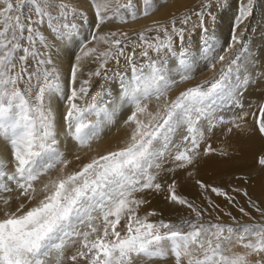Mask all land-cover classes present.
<instances>
[{
	"label": "snow or ice",
	"instance_id": "1",
	"mask_svg": "<svg viewBox=\"0 0 264 264\" xmlns=\"http://www.w3.org/2000/svg\"><path fill=\"white\" fill-rule=\"evenodd\" d=\"M232 8V0H199L196 9L170 23L154 21L130 35L111 26L152 15L156 0H90L88 10L67 0H0V136L8 138L12 154L11 161H0V264H264V223L241 224L207 195L224 197L242 217L254 220L255 211L264 219V204L247 187H232L247 198L245 207L225 189L197 179L208 203L202 207L177 193L176 179L159 182L161 172L186 170L206 159L234 164L242 153L229 150L232 137L249 131L264 137V119L258 128H247L243 102L250 88L264 86V39L258 54L251 55L256 41L248 38L258 9L264 21V0H235L229 17ZM69 15L80 23L69 21ZM225 21L228 33L221 44ZM85 25L92 29L86 41L80 39ZM218 48L224 54L216 55ZM54 50L73 61L63 85ZM173 58H178L175 65ZM201 59L215 61L209 65L213 69L221 64L218 73L170 99L174 86L193 79ZM121 61L131 71L127 81L119 72L108 75ZM85 63L96 68L80 79ZM116 76V103L131 106L125 120L132 126L128 140L66 172L71 162L55 150L54 107L66 102V135L81 146L90 144L95 133L85 131V113L101 110L96 103L101 93L91 103L78 101L88 97L93 78ZM153 99L154 110L149 107ZM259 114L264 117V103ZM217 135L227 138L226 146H213ZM45 153L54 160L41 165ZM256 164L264 169V154ZM57 166L59 174L43 182ZM236 178L252 182L250 173ZM162 191L192 218L173 223L152 219L160 215L156 211L140 215L150 203L145 195ZM217 211L236 226L205 222ZM69 248L74 251L66 254Z\"/></svg>",
	"mask_w": 264,
	"mask_h": 264
},
{
	"label": "rangeland",
	"instance_id": "2",
	"mask_svg": "<svg viewBox=\"0 0 264 264\" xmlns=\"http://www.w3.org/2000/svg\"><path fill=\"white\" fill-rule=\"evenodd\" d=\"M67 2L70 3L71 5H74V6H77L78 4H81V5H78L77 7L80 8L81 10H88L87 6H89L90 0L88 2L87 6L84 5V4L82 5V2L75 3L73 0H67ZM232 2H233V8L231 9L230 12H228V13L231 14V15L229 14V17H231L234 14V11H235V7H234L235 6V0H232ZM190 3L187 6L189 8L188 11L196 9L198 7V5H199V0H197L196 2L193 1V2H190ZM193 3H195V4H193ZM191 6H192V8H191ZM165 7L164 8L166 10H164V8L161 9L160 11L156 10L157 12L159 11V13H155L156 12L155 11L154 12L155 14L153 13L152 15H150L148 17L141 16L140 18H138L135 21H131L130 20L129 23H127V24H124V25L113 24L111 27H112L113 30H115L116 28H121L122 30L127 31V32H129L130 35H132L133 33H138L140 31H144L148 27H152L154 21H158L161 24H168V23H170V21H171V19L173 17L179 18L180 17L179 10H182L183 8H186V5L185 6L183 5L180 8H174V9L168 8L167 6H165ZM90 14L91 13L89 11V15ZM256 19H257V17H255L253 19L252 23H251L252 24L251 25V29L252 30L250 31L249 37H248L250 40H251V38L253 36V32H252L254 30L253 28H255V26H256L255 22H254V21H256ZM68 20L71 21V22L77 23V24L80 23L79 19H76L75 21H72L71 15H69ZM193 20H195V17H193ZM178 26H179V24H178ZM222 30H224V31H222V34L220 35L221 38H219L221 44H223L224 36L227 35V33H228L227 21H225V23L222 25ZM91 32H92V29L89 26L85 25L82 28V30H81L80 39L86 41L87 39L90 38ZM45 34L49 35L48 31H46ZM149 35H155V33L154 32L153 33H149ZM224 47H226V45H224ZM76 51L78 53L79 49L77 48ZM215 54L219 55V54H224V53H223L222 49L218 48L217 52ZM53 58L58 63V64H56V66L60 70L61 83L63 85L64 82H66L67 76H68V74L70 72V65H71V63L73 61L72 60H64V61L62 60L61 62H63L64 64L65 63H67V64H65V65L63 63L59 64V62L57 60V52H56V50L53 51ZM140 63H146V62L141 61ZM172 63L174 65L177 64L178 63V58H173L172 59ZM210 63H215V61H204L203 59H201V62L199 64V66L195 69V71L193 73V79H191L190 81L181 82V83L178 84V86H174L172 88V90L170 91V93H169L170 99H174L175 96L178 95V93L180 91L184 90L186 87L193 86V85H196V84H200L201 82H203L205 80H211L218 73V71H219V69L221 67V64L217 63L216 64V68L213 69V68H211L209 66ZM110 67L112 68V71H110L108 73L109 76L113 75V71L119 72L120 76L125 77L126 81L131 76L130 68H124V61H121V65H120L119 68H117L114 64L111 65ZM95 68H96L95 64H93V63H85V65H84V73L80 74L79 78L80 79H87L86 73L89 72V71H94ZM180 74H181L180 71L178 69L174 68L172 75L177 80H179ZM119 83H120V77L119 76L113 77L112 80H107V81L103 80L101 78H93L92 87L89 90L88 97L85 98V101H78V103H81L82 105L86 104V103H91V97L93 95H96L97 93H101V95L97 96V101H96V103L98 104V106L100 107L101 110L99 112H97V111H89V112L85 113L84 122L89 125V128H86L85 131L89 135H92L93 133H95V136L98 135L102 131L103 121L110 119L111 114H109L108 107L110 106V104L113 101V98H111V96L116 97L114 95L112 89H113V85L114 84L115 85H119ZM255 88H257V89H255ZM254 89L252 91L253 93L249 94V96L251 95L250 97H252V98H250L247 94H245V97H249L250 98L249 99L250 104H248V106L249 105L252 106V105L256 104L257 107H258V111H256L257 114L256 113L254 114L252 112V110L254 111V107H250L249 106L250 107L249 110L247 109V112L250 113L249 115L250 116L253 115L251 117L250 116L247 117V126H252L255 129V128H258V121L261 120V119H264V117H262L259 114V105H260V103H264V95H263L264 94L263 93L264 92V88L262 89V86H255ZM260 89H261V92H260ZM259 94H261V95H259ZM256 95H258V96H256ZM57 106L60 107V114H58V118L63 121V123L65 125V128H66V132H67L66 122L63 120V115H64V113L66 111V102L63 99H61L60 103ZM149 107H150V109H153V110L155 109L156 101L154 99L150 102ZM125 108L126 109H130V111H131V106L130 105L126 104ZM255 134L259 138L261 137L262 139L261 138L260 139L262 141H264V139H263L264 137H262L258 132H255ZM259 138H258V140H260ZM70 139H71V141L73 142V144L75 146H78L77 148H79L81 146L78 142H76L71 137H70ZM0 140L1 141L3 140L5 146L7 147L8 154H9V161H11V159H12L11 145L8 142V138L1 136ZM105 141H107V140H105ZM253 143H254V145H253ZM248 144L251 145V147L255 148V151H250L249 156L248 157L247 156L244 157L243 161L241 162L242 166H243V170L245 171V173H250V174L253 171L256 172V173H259L262 169L256 164V159H257V157L260 154H264V144H261V145L257 144V146H255L256 145L255 141H249ZM103 145L104 144H101V146H103ZM101 146L97 147L96 149L100 148ZM56 148L57 147L55 146L56 152L61 153V154L64 155V151H62L61 148L60 149H56ZM113 150H115V149H113ZM108 151H111V149L108 150ZM86 152L87 151L84 150V151H82L80 153L83 154V153H86ZM103 152L106 153L105 151H103ZM103 152H100V153L104 154ZM98 153L99 152H97V155H98ZM78 155L73 157L74 159H71L70 161L73 162V161L77 160L76 157H79V159L82 157L81 155H79V156ZM53 160H54V156L51 153H45L42 156V158L40 159L39 162H40L41 165H44V164H48V163L53 162ZM0 161H2V160H0ZM5 163H7V162H5ZM69 165H71V164H69ZM8 167L11 168V164H8ZM67 169L68 170L65 169V171L66 172L67 171L70 172L71 168H67ZM59 170L58 171L56 170L57 171L56 173L53 172V176H50V177H47V178H44V179L42 177V181L46 182L49 178L56 176L55 174H58ZM226 170H228L230 172L229 176H230L231 180L223 183L221 185V188L225 189L227 192H229V194L235 195L237 197V199L239 200L240 204L245 206V207H247V198L244 197L242 194H238V193H233L232 192V187H236V186L247 187L248 191H249V194L253 197V199L257 200L258 202H261L262 204H264V169H263L262 175L260 177H257L255 180L252 179V182H251L250 185H245L243 183V181H240V180H238L236 178V176H238L240 174H244L242 171L237 169V164L233 165V167H231V169L227 168ZM72 171H74V170H72ZM197 179L202 181V178H195V180H193L190 183V185L189 184H183V185L177 184V185L180 186V187L177 186V189H176L177 193L180 194V195L185 196L187 199H189V201H195V203L201 205L202 207H207L208 206L207 200H205L204 195L202 194V190L196 184V180ZM194 188L195 189L198 188L199 189L198 192H196V190L194 191ZM159 194H164V196H165L166 195V191H162ZM207 195L210 196V198L216 204H218L221 209H224L225 211H231L232 214L236 217L237 221H239L241 224L264 223V219H262L260 217V214L256 213L255 211H252V216L255 218L254 220L249 219L248 217H242V215L235 208H233L232 205H230L228 203V201L224 197L216 196L214 193H211V192L207 193ZM198 196H199V198H197ZM164 199H165V197H164ZM198 200H200V201H198ZM161 202H162L161 205H159V206L157 205L156 208H151L150 207L147 210H143L144 211L143 213H139V214L140 215H144L148 211L149 212L150 211H156V212L160 213V215H158L157 217H153L152 219H157V220L158 219H164L166 221H171L173 223H179L182 219H190V218H192V216L190 215L189 210L187 208H185L184 206L173 205V204L169 203L167 200H163ZM164 214H167L166 217H168V218H166ZM163 215H164L165 218L163 217ZM217 215H219V217H220L219 220H217ZM208 220H211L213 222L224 223V224L236 226L235 222L229 216H226V215H224L223 212H219V211L213 212L211 216H205V222H207ZM234 251H243V249L237 248V249H234ZM71 252H73V251H71ZM71 252H70V254H71Z\"/></svg>",
	"mask_w": 264,
	"mask_h": 264
},
{
	"label": "bare ground",
	"instance_id": "3",
	"mask_svg": "<svg viewBox=\"0 0 264 264\" xmlns=\"http://www.w3.org/2000/svg\"><path fill=\"white\" fill-rule=\"evenodd\" d=\"M73 1L75 3L82 2V5L84 4L86 6L89 2V0H73ZM193 1L196 2L197 0H156V8H157V10L160 11L165 6H167L168 8L174 9V8H180L181 6L186 5V8L179 10V14L181 16L182 14L188 12L189 8L187 6L190 2H193ZM193 4H195V3H193ZM78 5H81V4H78ZM192 6H191V8H192ZM87 8H88V6H87ZM165 8H164V10H166ZM159 11L158 12L156 11L155 13H159ZM229 14L230 13H228V16H229ZM256 17H257V19H256V21H254L256 26H255V28H253L254 29L252 31L253 36L251 38V40L254 39L256 41V44H255V48H254L253 52L251 53V55H257L258 54V50L261 47V41H262V39H264V21L261 20V10L260 9H258ZM222 31H224V30H222ZM219 38H221V37L219 36ZM57 51L58 50H56V52ZM57 60H58L59 64H62L63 63V62H61L62 60L64 61V60H72V59L66 55L63 57L57 55ZM65 64H67V63H65ZM263 88H264V86H262V89ZM253 89H254V87L250 88L246 94L249 96V94L253 93L252 92ZM255 89H257V88H255ZM260 92H261V89H260ZM259 95H261V94H259ZM256 96H258V95H256ZM249 97L244 96V98H243V102L245 105L244 110L247 111V109L249 110L250 107H254V111L252 109L251 110L255 114L256 111H258V107L256 104H254L252 106L249 105L250 107L248 106V104H250L249 99L252 98V97H250V98ZM111 98H113V101L110 104V106L108 107L109 114H111L110 119L103 121L102 131L98 135L95 136V138L92 140V142L90 144H87L85 146H80L79 148H77L78 146H75L73 144V142L70 139V136L66 135L65 125H64L63 121L58 118V114H60V107H58L57 105L54 107V112H55L56 117H57V133H58L57 134L58 143L56 145V147H57L56 149L61 148V150L64 151V155H63L64 159H66L68 161H70L71 159H74L73 157L78 155L80 152H82L84 150L87 151L86 152L87 154L86 153H83V154L80 153L79 154L82 156L80 159H77L73 162L70 161L71 165L68 166V168H71L70 171L78 170L84 163H87L88 161H90L91 158L96 156L97 152H99L98 155H100V154H102L100 152H103V151L107 152L110 149H111V151L113 149L116 150L120 147H123L125 142L128 140L130 133H131V130H132V126L129 124H126L125 120L127 119V116L130 114V109L125 108L126 104H124L123 107H121V104L116 103V99H115L116 97L111 96ZM251 116H253V115H251ZM247 128L249 130L254 129L252 126H247ZM258 138L259 137L255 134V131H249V132L241 134L239 136H234L231 138L230 141H228V143H230L232 145V148L229 149L230 151H233V149H235L236 155H240L242 153V158L239 159L238 161H236V163H234V164L221 163V162H219L218 157L213 158V159H206L205 161H202L199 164H197L195 167H189L186 170L178 169L175 173L161 172L160 177H159V182L166 185L167 183H171L172 179H176L177 184H181V185L189 184L190 185V183L193 180H195V178H202V181L205 182L206 184L221 187V185L223 183L231 180V178L229 176L230 172L228 170H226L227 168L231 169V167H233V165L237 164V169H239L240 171L245 173V171L243 170V166H242L241 162L243 161L244 157L249 156L250 151H255V148L251 147V145H249L248 142L249 141H255V144H256L255 146H257V144H259V145L264 144V141L261 140L262 138L260 137L261 138V139L259 138L260 140H258ZM105 140H107V141H105ZM226 140H227L226 137H224L222 135H217L210 142L213 144L214 147L219 148L222 146H226V143H225ZM101 144H104V145L101 146ZM253 145H254V143H253ZM99 146H101V147L96 149ZM0 160H2L3 162H9L8 150H7V147L5 146L3 140L2 141L0 140ZM56 170L57 171L59 170V166L52 169L48 173L47 176L43 177V179L50 177V176H53V172L56 173L57 172ZM66 170H68V169H66ZM67 172H69V171H67ZM189 172L192 173L191 176L188 175ZM262 172H263V169L259 173H256L254 171L251 172L252 179L255 180L257 177H260L262 175ZM58 174H55V175H58ZM240 175H242V174H240ZM240 175H238V176H240ZM238 176H236V177H238ZM195 190H196V192H198L199 189L194 188V191ZM163 196H164V194H157V193L146 194L145 198L148 199L150 201V203L143 205L141 207L139 213H143L144 212L143 210H147L150 207L156 208L157 205L158 206L161 205V203H162L161 201L166 200V199H164L165 196L164 197ZM199 196L197 198H199ZM198 201H200V200H198ZM14 207H15V203H13V208ZM164 215H165V217L167 216V214H164ZM164 215H163V217H164ZM166 218H168V217H166ZM68 250L69 251L66 254H70L71 251H74L73 248H69ZM65 264H71V262L66 261Z\"/></svg>",
	"mask_w": 264,
	"mask_h": 264
}]
</instances>
